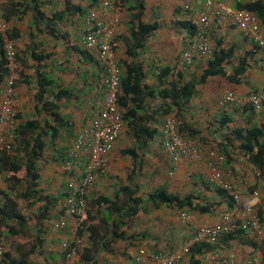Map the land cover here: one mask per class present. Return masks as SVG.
I'll return each instance as SVG.
<instances>
[{
    "label": "trees",
    "instance_id": "trees-1",
    "mask_svg": "<svg viewBox=\"0 0 264 264\" xmlns=\"http://www.w3.org/2000/svg\"><path fill=\"white\" fill-rule=\"evenodd\" d=\"M235 1V8L253 12L264 27V0ZM120 2L128 18L126 22L128 37L124 43V53L127 58L125 61L118 60L121 68V93L117 104L122 112L121 136L124 133L128 141L132 142L131 146L126 147L125 145L120 150V155L129 157L131 165L126 176L127 183L120 182L111 195H99L96 198L87 195L88 212L85 223L77 229V235L85 234L87 238L81 255V264H95L102 252L114 255L115 245L119 241H130L127 245L132 246L133 241L140 234L129 236L128 231L132 230L135 220L141 218L138 217L139 215L148 216L161 207L206 214L220 204L207 201L204 203L201 196L194 193L181 196L170 191L165 184L152 187L150 182L147 185H140L134 181L141 173H145L143 171L146 166L144 156L148 151L147 146L158 137H162L167 118L175 122L177 133L182 137L208 145L205 143L208 139L200 135L202 132L200 120L191 114L190 117L187 116V108L198 95L208 93L207 86L211 81V83L216 82V78H222L225 84L232 86L246 82L244 75L251 68L248 62L249 57L251 58L255 53L250 50L237 56L238 46L236 44L225 46L222 37L215 33L220 30V27H212L204 34L214 45V50L209 56L201 57L194 54L192 63L185 67L179 65L180 55L174 65L164 63L160 65L158 59L156 62L146 63L140 57L145 52L149 39L160 29L159 21L147 19L145 0H120ZM40 4L43 3L39 0L0 3V17L7 22H10L13 17L21 20L30 9L34 13V24L39 25L41 22L39 19L45 18ZM77 9L83 12L80 6ZM176 12L179 14L182 11L177 8ZM60 16L61 14L54 13L52 18H48L45 22L43 19L47 33L53 37L57 35L54 22ZM181 18L176 23V26L182 30L180 32L185 31L188 35L195 34L196 30L187 20V14L182 13ZM29 27L32 28V26ZM13 30L7 31V38L16 50L14 41L19 36L18 30L15 28ZM242 37L245 41H250L244 34ZM115 42L113 39L114 45ZM250 42L254 46L253 49H261L252 39ZM183 46L185 47L184 41ZM74 50L79 56L80 63L93 66V87L89 93L93 98L100 99L103 72L94 52L83 46L74 48ZM30 56L34 62L38 63L35 67V77L34 80L31 77H24L23 81L27 84L34 83L36 87L33 96V114L21 118L16 112L17 123L12 130L13 148L11 152L0 149V175L4 184V188L0 190V241L5 239L10 247L4 250L0 264H57V260L48 259L47 252L43 250V238L48 229H46L45 222L51 218L52 209L66 196L67 185L64 192L58 193L57 196L45 195L44 189L40 188V168L41 162L45 164L58 162L64 165L71 161L69 153L78 132L77 130L75 133L70 118L62 112V104L73 99L75 94L71 89L57 86L54 78L42 70L41 63L49 57L47 54L32 51ZM19 61L20 56L16 50L18 65ZM6 62L4 40L0 38V85L4 84L8 75ZM149 80L152 82L150 83ZM261 92L249 93L256 95ZM226 93L233 94L234 92L227 91ZM218 95L220 94L214 92V97H219ZM156 99L160 100V103L154 105ZM217 102L219 105L231 104L222 103L221 98L216 100ZM245 105L241 107L236 105V111L242 107L244 111L238 119L222 112L213 120H209V125L207 124L205 129L209 136L213 133L219 138V142L215 140L208 153L213 152L224 157L225 160L221 167L227 174L226 177L224 176L225 180L232 181L236 174V168L232 164L246 162L256 171L254 183L248 188L251 194L253 190L261 186L259 181L264 183V121H259L256 117L262 116L261 111L256 114L250 104ZM262 109L264 110V101ZM196 145L201 151L205 150L198 143ZM62 173L70 175L64 171ZM193 179L197 181V175ZM201 181L206 190L214 191L217 196L222 197L229 208L233 207L231 199L223 189L211 184L208 180L205 181L203 176H201ZM19 201L31 206L42 203L37 213H32L37 222L36 236L28 246L17 244L15 241L17 237L26 235L28 219H30V216L20 211ZM255 209L264 227V205L261 208L255 206ZM142 235L145 237L143 233ZM244 235V231L237 230L223 236L217 244L226 245L231 241L239 240ZM247 241L249 245L256 247L252 240ZM217 244L214 246L192 245L186 260L179 264H204L205 253L213 247H218ZM261 250L263 254L264 242L261 244ZM37 256L44 257L42 263L35 261ZM130 260L132 257L128 259V262Z\"/></svg>",
    "mask_w": 264,
    "mask_h": 264
},
{
    "label": "crops",
    "instance_id": "crops-1",
    "mask_svg": "<svg viewBox=\"0 0 264 264\" xmlns=\"http://www.w3.org/2000/svg\"><path fill=\"white\" fill-rule=\"evenodd\" d=\"M10 1L16 0H0V3L7 4ZM157 1L159 2L158 5L153 6V3L145 0V13L147 14V19H157L160 24V29L149 39L146 50L140 58L146 63L148 61L156 62L158 59V62H160L158 64L160 65H162V63L174 65L176 59L184 48L183 38L186 33L183 31V34L178 37V32L180 33L182 30L179 29L180 27L178 28L176 26L177 21L182 19V12L179 14L176 12V9L179 8L176 4V0ZM39 2L43 3L39 6L41 11L45 14V18L39 19V21H41L39 25L34 24V13L30 9L25 15H23L21 20H17L13 17L9 22L10 30L15 28L18 30L17 32L19 36L18 39L14 41L17 53L20 56L14 94L16 112L21 118H26L33 114V96L36 87L34 83L27 84L23 79L24 77H31V79L33 78L32 80H34L35 77V67L38 63L34 62L30 53L34 51L38 54H47L49 57L41 63L43 66L42 70L54 78L57 86L71 89L75 94L73 99L62 104V112L70 118L76 133L87 114L89 103L93 98L92 94L89 93V90L93 87L94 68L86 63H80L79 56L74 48L82 47V34L83 30L86 28L84 19L86 14L91 10L90 8H93L94 6L93 4H89L86 0H39ZM78 6L83 9V12L82 10L80 12L78 11ZM164 6L167 7L166 11L164 10ZM159 7L163 9L164 13L166 12V15L162 14L161 16L157 14V12H159ZM54 13L61 14L59 19H56L54 22L55 28L57 29V35H55V37L49 35L44 27V22L48 18H52ZM99 16L103 20L106 18L101 14ZM127 19V14L124 13L121 17V21L115 27V49L117 50L119 59L122 61H125L127 58L124 53V43H126L128 37V30L126 27ZM29 26H32V28ZM223 26L224 27L220 28V30L215 33H217L219 37H222L225 46L236 44L238 46V51H236L237 56L250 50L255 53L251 58L249 57L248 62L251 68H249L246 75H244V81L246 82L232 86L225 84L226 82H224L222 78H216V81H220L223 87L211 90L212 87H216L217 83H211V81L206 88L208 93L198 95L187 108L186 115L189 117L190 114L191 116L194 115L200 120V124H202V132L200 135H203V137L208 139V141L205 142L208 145H203L198 141L194 142L198 143V145L205 150L211 147L215 140L219 142V138L216 134L212 133L211 136H209L208 131L205 129L207 128L208 121L213 120L214 117L219 116L222 112L233 115L234 119H238V117L244 112L242 109L243 107L236 111V105L240 107L243 105L238 102L244 100L245 96L248 97L247 95L250 94L249 92L253 94V91H264V50L253 49L254 46L251 42L245 41L242 37V33L234 26L229 25L230 27L228 28H226L228 24ZM171 31L174 35L171 34ZM154 39H156V41H153ZM169 39H173L175 42L173 47L171 46V53H168V50L166 49L169 44ZM153 43L155 46H151ZM249 71H252L251 76L248 75ZM149 82L151 83L152 80H149ZM4 86L5 84L0 85V104L2 100L1 93ZM227 91L234 92L233 94L236 95L235 98L237 102L229 105H219L218 102L216 103V100H220V98L223 97L222 95ZM214 92L220 94L218 95L219 97L211 98L210 96ZM157 103H160V100L156 99L154 105ZM154 105L152 104V106ZM243 106L246 105L244 104ZM261 112L262 116L259 115L256 117L259 121H264V110L262 109ZM123 138L122 135L111 156V164L108 172L105 175H97L94 184L88 192V197L92 196L96 198L99 195H111L114 188L118 186L120 182L124 184L127 183L126 176L129 173L131 160L129 157L121 156L120 150L125 147V145L126 147L131 146L132 142L127 143ZM147 149L148 151L144 158L150 160L143 171H149L151 174L148 172L149 176L147 178L151 177V179H148L147 182H144L145 184H142L141 182L144 173H141L134 181L136 184L147 185V183L150 182L149 184L152 187L165 184L170 191L178 193L181 196H185L188 193H194L195 195L201 196L204 203L209 202L217 205L220 204L217 207L212 208L206 214L192 212L191 222L186 225L181 224L178 220V215L186 210H176L172 207H161V209L151 212L148 216L144 215L142 217V215H139L138 217L141 218L135 220L132 230L128 231L129 236L132 234H140V236H137L136 238L137 241L134 240L132 246L127 245L130 241L117 242L114 249V255L108 252H102L98 256V261H103L108 264H123L134 255L135 250L138 247H144L148 253L154 254H171L173 252L181 251L186 242L192 237L194 231L193 227L195 225L215 223L222 211L230 209L222 197L217 196L214 191L206 190L201 183V176L207 181L206 158L201 160L183 158L178 165H174L169 154L163 148L161 138L159 137L149 143ZM153 162H155L158 167L155 171H150L152 170ZM232 165L236 168V174L232 180L237 182L242 195H248V188L254 183L255 170L246 162ZM160 168L162 170H160ZM61 170L62 165L58 162H53L51 164L41 162L40 173L42 181L46 184H52L54 183L53 181H56L55 184H57L53 191L50 189H44L45 195L57 196L58 193L64 192L71 175H65L62 173L63 170ZM196 175L197 181H194L193 178H195ZM63 184H65L64 187ZM3 188L4 184L0 175V190ZM262 188V191H264V183ZM59 204L51 212L52 218L59 213ZM263 205L264 202L261 198L254 200V206L257 208H261ZM142 233L145 237H143ZM248 239L250 238L247 235H244L239 240L231 241L226 245L217 244L218 247H213L212 250L205 253L203 257L204 264H225L226 257L229 254H234L236 256L237 264H244L249 255L250 249L252 248V246L248 244ZM261 244L259 246V252L264 264V253L262 254ZM217 252H219L220 255L214 257ZM186 256L183 257L180 263L186 260ZM148 264L155 263L150 262Z\"/></svg>",
    "mask_w": 264,
    "mask_h": 264
},
{
    "label": "built area",
    "instance_id": "built-area-1",
    "mask_svg": "<svg viewBox=\"0 0 264 264\" xmlns=\"http://www.w3.org/2000/svg\"><path fill=\"white\" fill-rule=\"evenodd\" d=\"M93 4L85 16L86 28L83 30L81 45L94 52L102 72V95L100 99L92 98L89 109L81 123L72 149L69 153L71 161L62 165V170L69 173L66 196L59 204V213L50 222V235L58 243L57 264H81V255L86 246V235H77V229L85 223L88 212L87 195L94 184L97 175L108 172L111 156L117 140L123 131L122 112L117 104L121 93L120 75L117 50L113 44L115 27L121 21L125 10L120 0H86ZM182 13L187 14V20L194 26L193 35L185 34L184 51L180 54V67L192 63L194 54L207 57L214 50L210 39L205 33L212 27L234 26L239 32L252 39L261 49H264V27L253 12L234 7L235 0H176ZM106 17L104 20L99 15ZM10 24L0 17V38L4 40L6 68L8 75L1 93L0 104V149L11 152L13 148L12 130L17 123L15 106V81L18 64L16 50L7 38ZM206 31V32H205ZM222 103H236L231 93L221 98ZM264 91L256 95L244 97L238 102L250 104L254 111L260 112L263 107ZM162 145L169 154L174 165L181 159H197L201 150L194 143L177 133L175 122L166 119L161 137ZM206 160L207 180L223 189L231 199L232 208L219 214L215 223L199 224L193 227V235L183 246V249L171 254L148 253L144 247L135 250L132 260L123 264H179L187 255L190 247L197 245H216L219 240L234 231L245 232L256 247L250 249L244 264H263L259 252L260 244L264 242V227L260 221L254 200L259 198L264 202L263 183L251 194L242 195L237 183L224 179L227 174L221 167L224 162L222 155L210 152ZM72 173V174H71ZM256 174V171H254ZM258 176V175H257ZM192 215L183 211L178 215L181 224L191 222ZM4 249L0 246V259ZM220 255L217 252L214 257ZM95 264H108L98 261ZM225 264H237L234 254L226 257Z\"/></svg>",
    "mask_w": 264,
    "mask_h": 264
},
{
    "label": "rangeland",
    "instance_id": "rangeland-1",
    "mask_svg": "<svg viewBox=\"0 0 264 264\" xmlns=\"http://www.w3.org/2000/svg\"><path fill=\"white\" fill-rule=\"evenodd\" d=\"M149 2H151V3H153L152 5L153 6H155V5H158V1L157 0H148ZM164 10L166 11L167 10V7L166 6H164ZM160 12V13H159ZM159 12H157V14H159V15H161L162 16V14L164 15H166V12L164 13V11H163V9L162 8H160L159 7ZM164 17V16H163ZM172 18V17H171ZM164 20V19H163ZM167 29H169V28H167ZM172 32V31H171ZM176 32V31H175ZM186 33V32H185ZM171 34H173L174 35V33L172 32ZM183 34V32H178V37L179 36H181ZM175 37H176V34H175ZM153 41H156V39H154ZM175 44V42H174V40L173 39H169V44L167 45V47H166V49L168 50V53H171V46L173 47V45ZM155 46V44L153 43V44H151V46ZM251 73H252V71H249L248 72V75L249 76H251ZM217 83H216V87H212L211 88V90H214V89H216V88H218V87H223V85H221V83H220V81H216ZM246 94V93H245ZM247 96H249V95H247ZM211 98H213L214 97V93H212L211 94V96H210ZM246 97V96H245ZM123 137H124V139H125V142H129L128 141V139H127V137L124 135V133H123ZM193 143H194V145L195 146H197L196 145V143L193 141V140H191ZM211 150V148L209 147V148H207L206 150H204V151H201V153L199 154V156H198V158L197 159H195V160H201V159H203V158H206V160H207V153L209 152ZM54 153V152H53ZM149 160L150 159H145V161H144V163L147 165L148 164V162H149ZM191 160H193V159H191ZM47 164V163H46ZM157 167H158V165L155 163V162H153L152 163V170H150V171H155L156 169H157ZM160 167V166H159ZM160 170H162L161 168H160ZM45 171V170H44ZM149 172V171H148ZM147 171L143 174V179H142V184H145L144 182H147V180L149 179H151V177L150 178H147L148 176H149V173H148ZM151 174V173H150ZM147 178V179H146ZM158 181H159V179H158ZM49 182H51V181H49ZM54 183H52V184H50V183H44L43 181H42V179H41V189H50L51 191H53L54 190V187L57 185V184H55V182L56 181H53ZM60 182V181H59ZM234 183H237L236 181H233ZM64 185V184H63ZM64 187V186H63ZM40 205H42V203H37V204H35L34 206H31V205H29L28 203H25V202H23V201H19V208H20V211L22 212V213H24V214H27L28 216H30V219H28V225H27V228H28V231H27V233H26V235L25 236H20V237H17L16 239H15V241H16V243L17 244H20V245H25V246H28V245H30L31 243H32V241H33V239H34V237L36 236V232H35V228H36V226H37V222H36V220H35V218L32 216V213L34 212V213H37V211H38V208H39V206ZM52 211H53V209H52ZM51 211V212H52ZM55 217V216H54ZM53 217V218H54ZM52 218V217H51ZM48 219V222L46 221L45 222V226H46V229L48 228V229H50V222H51V220L53 219ZM47 229V231H46V233H45V236H44V252H47L46 253V256H47V258L48 259H53V258H55V260H57L58 259V254H59V252H58V243H56L55 242V240L54 239H52V237H51V235H50V231ZM55 242V243H54ZM0 245L3 247V249L4 250H8V248H10L9 247V244L6 242V240L5 239H2L1 241H0ZM47 254H49V256L47 255ZM38 257V258H37ZM37 257H35V261L36 262H38V263H42V261H43V259H44V257L42 256V257H39V256H37ZM59 260V259H58Z\"/></svg>",
    "mask_w": 264,
    "mask_h": 264
}]
</instances>
